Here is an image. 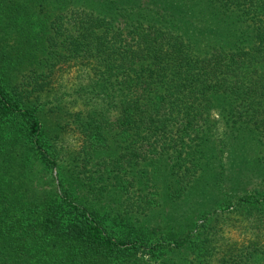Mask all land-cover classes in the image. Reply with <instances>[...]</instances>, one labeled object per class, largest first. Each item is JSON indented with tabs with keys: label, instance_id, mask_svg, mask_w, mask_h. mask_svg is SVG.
I'll return each instance as SVG.
<instances>
[{
	"label": "trees",
	"instance_id": "1",
	"mask_svg": "<svg viewBox=\"0 0 264 264\" xmlns=\"http://www.w3.org/2000/svg\"><path fill=\"white\" fill-rule=\"evenodd\" d=\"M0 264H264V0H0Z\"/></svg>",
	"mask_w": 264,
	"mask_h": 264
},
{
	"label": "rangeland",
	"instance_id": "2",
	"mask_svg": "<svg viewBox=\"0 0 264 264\" xmlns=\"http://www.w3.org/2000/svg\"><path fill=\"white\" fill-rule=\"evenodd\" d=\"M255 179H256L255 177L247 176V178L245 180L247 189H249V187L251 186V184L253 183V181ZM241 183H243V182H241ZM238 185L234 183V186H238ZM215 193H216L215 191H211V190H208L207 192H205L206 196H210V195L215 194ZM220 202H222V200L221 199H217V200L213 201L212 203H220ZM162 203H164L163 204V209L164 210L173 208V204L174 203L170 202L168 199L166 200V199L162 198ZM174 208H175V205H174ZM179 215H181V214L179 213ZM107 228L109 229L110 226L108 225ZM225 230H226V234L229 237L242 238V236H243V230L241 229L240 226H238V223L233 221V220L230 222V224L225 226Z\"/></svg>",
	"mask_w": 264,
	"mask_h": 264
}]
</instances>
